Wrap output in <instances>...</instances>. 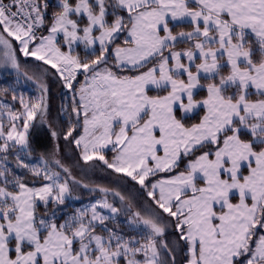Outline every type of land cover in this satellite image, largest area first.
Returning <instances> with one entry per match:
<instances>
[{"label":"snow or ice","instance_id":"1","mask_svg":"<svg viewBox=\"0 0 264 264\" xmlns=\"http://www.w3.org/2000/svg\"><path fill=\"white\" fill-rule=\"evenodd\" d=\"M0 70V264H264V0H0Z\"/></svg>","mask_w":264,"mask_h":264},{"label":"rangeland","instance_id":"2","mask_svg":"<svg viewBox=\"0 0 264 264\" xmlns=\"http://www.w3.org/2000/svg\"><path fill=\"white\" fill-rule=\"evenodd\" d=\"M55 3H56V0H54V4ZM22 61H23V58H22ZM33 66L35 67V65L31 64V61H29L27 66H25L22 70H27L31 74V73L36 71V68H33ZM3 74L4 75L5 74L12 75L13 73L10 70H0V76H3ZM20 87L23 88L22 90L26 91V93H28V94H34L35 93V89L33 88V86L31 85L30 82H24L22 80L20 83ZM51 96H52V99H51L52 114L55 115L56 108L58 107L59 103L61 102L58 86H56V85L51 86ZM43 128L46 129V127H44V126H38L37 127V129L42 133H43ZM50 143L52 144V142H50ZM60 143H61V154L64 157V161L69 165H74L76 160H77L75 152L69 150L64 145V142L62 140ZM73 170H74V172L79 173V175L81 174V176L82 175L85 176V178L94 179L97 184L106 185V186H114L113 185L114 177H112L109 174H107L103 171H100V170L92 171V170L88 169L87 166H84L82 164V162H81L80 167H74ZM79 194L83 197L85 194H88V192L86 190L82 189V190H80Z\"/></svg>","mask_w":264,"mask_h":264},{"label":"trees","instance_id":"3","mask_svg":"<svg viewBox=\"0 0 264 264\" xmlns=\"http://www.w3.org/2000/svg\"><path fill=\"white\" fill-rule=\"evenodd\" d=\"M51 3L53 5H55L53 0L51 1ZM31 64H33V63L31 62ZM33 68H35V67L33 66ZM14 78H15L14 74H12V75H7V74L4 75L3 74V76H0V87H3L5 85L11 83L14 80ZM20 89L22 90L23 88L20 87ZM31 139H32L33 146L36 149V152L34 154L33 159H35V157L38 156L40 152H43V151H45L51 147L50 142H52V141H51V138L49 136L47 128L46 129L43 128V133L40 132L37 128L33 129L32 134H31ZM74 173L83 182L88 183L90 185V187L97 185V183L95 182L94 179L85 178V176H83V175L81 176V174L79 175V173H77V172H74ZM83 198L84 199L81 201H73L72 202L73 206H79L81 203L85 202L88 198V194H85L83 196Z\"/></svg>","mask_w":264,"mask_h":264},{"label":"crops","instance_id":"4","mask_svg":"<svg viewBox=\"0 0 264 264\" xmlns=\"http://www.w3.org/2000/svg\"><path fill=\"white\" fill-rule=\"evenodd\" d=\"M52 0H50V2H51ZM54 1V0H53Z\"/></svg>","mask_w":264,"mask_h":264}]
</instances>
